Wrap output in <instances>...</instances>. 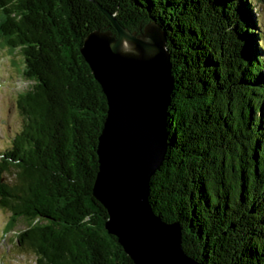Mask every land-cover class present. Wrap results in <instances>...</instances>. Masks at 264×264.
Returning <instances> with one entry per match:
<instances>
[{"label":"trees","instance_id":"obj_1","mask_svg":"<svg viewBox=\"0 0 264 264\" xmlns=\"http://www.w3.org/2000/svg\"><path fill=\"white\" fill-rule=\"evenodd\" d=\"M253 1L0 0V45L19 50L32 82L0 156L13 246L38 264H134L93 194L107 99L81 48L93 30L115 33L99 4L131 31L152 20L167 33L175 88L154 212L180 222L185 252L202 264H264V38Z\"/></svg>","mask_w":264,"mask_h":264},{"label":"water","instance_id":"obj_2","mask_svg":"<svg viewBox=\"0 0 264 264\" xmlns=\"http://www.w3.org/2000/svg\"><path fill=\"white\" fill-rule=\"evenodd\" d=\"M97 5L115 33L91 31L81 52L107 99L93 186L108 213L105 228L134 264H202L185 252L180 222L165 221L150 202L151 179L170 148L175 80L167 33L152 20L131 31Z\"/></svg>","mask_w":264,"mask_h":264},{"label":"rangeland","instance_id":"obj_3","mask_svg":"<svg viewBox=\"0 0 264 264\" xmlns=\"http://www.w3.org/2000/svg\"><path fill=\"white\" fill-rule=\"evenodd\" d=\"M252 8L259 28V37L264 38V0H254ZM261 53L264 55V47ZM23 60L18 49L10 52L0 45V156L10 147L14 135L22 125V118L17 107L18 96L28 90L32 84L22 73ZM7 177L8 175L5 174L4 178ZM8 217L9 213L0 208V264H38L34 254L22 253L10 243L11 235L5 231ZM25 229L26 224L20 222L14 232L18 233Z\"/></svg>","mask_w":264,"mask_h":264}]
</instances>
